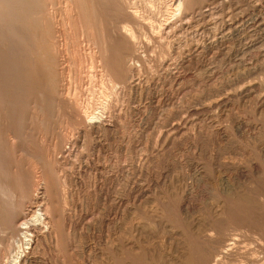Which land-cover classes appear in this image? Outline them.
Returning <instances> with one entry per match:
<instances>
[{
	"label": "rangeland",
	"instance_id": "1",
	"mask_svg": "<svg viewBox=\"0 0 264 264\" xmlns=\"http://www.w3.org/2000/svg\"><path fill=\"white\" fill-rule=\"evenodd\" d=\"M66 1H45L55 16L56 49L62 52L57 58L63 67L61 78L64 83L69 78L73 81L75 76L81 78L86 85L81 88L76 83V92L88 99L85 88L89 87L86 81L92 66L88 57L96 50L90 46L82 19L74 17L71 21L69 18L68 8L64 7ZM148 2L153 5L156 16L164 12V0H130L129 3L137 7L141 17L144 4ZM33 6L28 0L14 14L32 11ZM195 9L197 14L205 10H211V14L198 15L190 23L191 33L199 34L192 44L189 34L170 40L156 38L147 44L144 53L138 48L141 45L128 43V50H133V54L142 52L143 56L135 60L132 71L126 73L127 78L136 79L137 87H130L121 75L114 78L117 91L109 97L105 119L111 127L99 140L91 136L80 140L70 153L64 150L65 143H61L62 133L68 130L67 121L54 112L48 130L39 122L41 116L33 108L38 106V91L42 92V99L49 96L48 84L43 81L42 87L24 86L19 79L10 84L7 73L0 68V94L8 93V89L12 92L9 98L3 95L4 100H23L30 108L23 114V122H18L24 128V135L14 133L6 138L15 147L14 157L19 169L27 176L33 171L37 186L43 188L41 177L46 156H55L54 168L48 174L51 182L44 191L55 217V232L42 243L33 264H115L121 242L126 246L134 244L136 251L146 247L155 251L156 264H173L182 253L187 254L194 244L200 210L197 170L202 163H208V154L205 158L199 154L196 109L200 103H208L213 94L232 91L236 83L252 84L253 94L244 101L231 102L213 124L215 129L220 128L229 135L228 142L219 148L220 162L227 164L229 159H237L243 167L260 163L257 147L259 142H264V0H195ZM98 14L100 16L102 10ZM38 17L33 15L25 23L18 22L16 28L20 31L19 26L29 25ZM106 19H103L105 38L101 39L109 51L105 55L106 65L111 67L116 60L124 69L121 56L125 52L122 50V55L118 52L112 31L113 25L119 29L124 24L119 18L113 25ZM226 19L239 22L234 25L237 30L225 33L221 46L202 50L195 57L192 48L202 47L219 37ZM203 26H208L209 32H198ZM96 28L98 33V24ZM0 32V49L3 50L4 30ZM34 34L32 39L37 37V30ZM72 36L79 42V57L75 58L65 52ZM12 45L13 54L17 51L19 55H13L17 62L24 56L32 57L33 53L24 49L22 43ZM97 60L93 61L95 71L100 70ZM58 73L56 77L60 79ZM234 122L245 127L243 136L234 132ZM209 124L207 120L208 151L217 149L214 138L209 135L212 132ZM257 129L262 130L261 135L257 134ZM258 183V179L251 178L240 184L247 194L248 212H257V204L264 209V201L259 202L255 195H264ZM207 196L203 205L206 212L210 201L224 204L218 219V225L224 227L228 222L227 206L234 202L232 195L217 190ZM181 201L187 205L183 212L176 209ZM151 218H160L164 227L156 228ZM251 222L249 228L237 234L243 242L238 258L242 262L248 261V254L258 245L264 244V224ZM136 225L140 227L138 233L131 230Z\"/></svg>",
	"mask_w": 264,
	"mask_h": 264
},
{
	"label": "bare ground",
	"instance_id": "2",
	"mask_svg": "<svg viewBox=\"0 0 264 264\" xmlns=\"http://www.w3.org/2000/svg\"><path fill=\"white\" fill-rule=\"evenodd\" d=\"M27 1L0 0V8H3L0 10V29L4 30L3 50L0 49V68L7 73L10 84L17 79L24 86L37 85V87H40L43 81L48 84L49 91L47 90V94L49 96L42 99L43 94L38 91L36 93L39 97L37 100L38 106L33 108L37 110V115L41 116L39 122L43 126H49L54 112L67 121L68 130L62 133L61 143H65L64 150L69 153L71 148H74L80 140H84L87 136L99 140L100 136L104 135L111 127V125L106 124L105 119L109 97L117 91L114 78L121 75V78L128 81L130 87H137L136 79H133V77L127 78L126 73L132 71L134 61L143 58V56H141L142 52L133 54V50H128V43H132V46L141 45L138 48L143 49L144 53L147 51V44L156 38L170 40L178 39L179 35L189 34L192 35L189 38L192 44L194 38L198 37L199 34H196V31L191 33L190 23L198 15L208 17L211 14V10H205L197 14L195 0H164V12L160 16H156L152 10L153 5L148 2L151 6L148 3L144 4V15L141 17L138 15L137 7L129 3L130 0L129 2L128 0H67L64 7L68 8L69 18L71 21L74 17L79 20L82 19L86 24V35L90 39V46L93 51L96 50L94 53L91 52L88 57L92 66L90 67L91 74L86 81L89 86L85 88L89 96L86 99L81 96V92H76V83L81 88L86 85L81 78L78 79L79 77L75 76L72 79L73 81H70L69 78L67 83H64L65 81L61 78L63 77V67H61L62 64L57 58L62 52L56 49L58 32L54 21L55 16L46 4V0H29L34 3L32 11L21 12L18 16H15L14 11L20 9L23 3L25 4ZM100 10H102V14L99 16ZM33 15L39 17L32 19L29 25L19 26L20 31L16 28L18 22L25 23ZM162 16L163 18H161ZM99 17H101V20ZM118 18L124 24L119 29L112 24ZM103 19L113 25L112 31L115 33L116 47L118 52L120 51V55L123 54L122 50L125 52L121 56L124 69L121 64L116 63V60L113 66L108 67L106 65V59L108 58L105 55L109 51L101 40L105 38L103 27L105 21L103 22ZM243 19L241 17L240 22ZM238 23L226 19L221 25L219 37H214L212 42L202 47H193V55L196 57L195 54L199 55L202 50H211L221 46L225 33L232 30L236 31L234 25ZM97 24L100 29L98 33L96 32ZM208 26L199 27L198 32H201V34L209 32ZM35 30H37V37L32 39V33L33 35L36 34H34ZM15 42L22 43L24 49H28V52L33 53L34 57L33 55L31 58L24 56L21 62L14 60L13 55L17 51L15 50L16 53L13 54L11 48L12 44H16ZM179 43H181L180 40ZM22 51L24 52V50ZM65 52H70L73 58L79 57V42L76 37L73 38L72 36L70 45ZM95 59H98L99 71H95V67H93ZM93 69L94 71H92ZM58 71L60 72L58 73ZM57 73L60 75V79L56 77ZM235 86L236 88L230 92L213 94L208 103H200L196 109L198 138L201 143L199 154L204 155L202 156L204 158L208 154V163H202L197 170L196 180L200 210L198 218H196L194 244L192 248H189L187 254L182 253L177 262L173 264H227L233 261H237L235 264H264V244L258 245L256 249L248 254V261H239L243 242L237 237L238 233L250 227L251 221H256V224H264V209L257 204V212H254L255 217L252 210L248 212L247 194L240 188L241 183L255 178L258 179V185L264 193V142H259V147H257L261 158L260 163H250L247 167L240 166L236 161L237 159H229L231 161L227 164L221 163L219 148L222 147L223 143L228 142L229 135L226 131L213 127L216 118L222 114V111L231 102L234 100L244 101L253 94L254 88L250 83H242L241 85L236 83ZM87 88L89 89L87 90ZM8 91V93L5 92L7 95H3L9 98L12 92L9 89ZM3 95L0 94V264H33L36 260L35 254L42 243L55 232V217L53 210L48 207L46 194L44 193L45 186L51 182L48 174L49 171H52L51 168H54L55 156L48 154L45 165L43 163L45 167L41 177L44 182L41 184L43 188L37 186L38 180H35L37 178L33 171L30 170V175L27 176L19 169L14 157L15 147L6 138L14 133L24 135V128L18 122L22 121L23 114L28 112L30 108L23 100L12 101L7 99L5 101L6 96L3 98ZM3 102H6V104L3 105ZM207 120H209V125L212 128L209 135L214 138L217 144L216 150L209 149L208 151L206 147L207 127L209 128ZM47 128L50 129V127ZM233 129L236 134L241 136L246 131L245 127L239 122H234ZM260 133H262V130L257 129V134ZM14 141L12 140V142ZM40 165L42 167L41 163ZM217 190L222 194L232 195L234 199V202L227 206L228 222L224 224V227L218 225V219L222 215L224 204L220 201H210V209L207 212L203 207L208 199L207 195L217 192ZM255 195L259 202L264 201V195ZM186 207L185 202L181 201L176 209L183 212ZM150 221L158 229L164 227L160 218H151ZM41 228H45L46 231H39ZM139 228V225H136L131 230L138 233L140 232ZM137 251L134 244L126 246L121 242L115 264H156L157 255L155 251H151L147 247L144 250L139 248Z\"/></svg>",
	"mask_w": 264,
	"mask_h": 264
}]
</instances>
